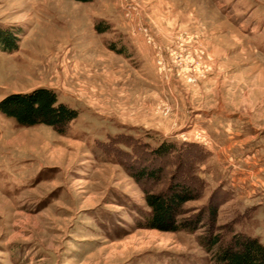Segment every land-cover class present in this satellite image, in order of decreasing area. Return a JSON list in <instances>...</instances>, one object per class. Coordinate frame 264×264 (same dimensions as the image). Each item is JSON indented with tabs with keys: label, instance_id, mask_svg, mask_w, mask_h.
Here are the masks:
<instances>
[{
	"label": "rangeland",
	"instance_id": "374dc122",
	"mask_svg": "<svg viewBox=\"0 0 264 264\" xmlns=\"http://www.w3.org/2000/svg\"><path fill=\"white\" fill-rule=\"evenodd\" d=\"M1 28L0 99L43 87L77 116L0 114V264H210L209 206L264 245V0H0ZM164 141L198 178L193 228L142 226L179 152L158 182L127 166Z\"/></svg>",
	"mask_w": 264,
	"mask_h": 264
},
{
	"label": "trees",
	"instance_id": "16d2710c",
	"mask_svg": "<svg viewBox=\"0 0 264 264\" xmlns=\"http://www.w3.org/2000/svg\"><path fill=\"white\" fill-rule=\"evenodd\" d=\"M84 1V0H82ZM16 47V33L8 28L0 29V50ZM119 51V50H118ZM0 114L12 118L20 126L45 124L59 132L77 116L76 110L59 102L56 94L47 88L39 87L30 92L8 93L0 99ZM183 144L164 141L150 150L141 151L135 160L128 163L131 175L139 182H158L164 173V163L172 151H178L176 170L170 173L166 183L157 190L144 189V202L148 210L143 213L142 226L159 231H178L193 228L201 218L183 217V205L199 197L196 183L198 178L186 172L181 149ZM181 147V148H180ZM154 163L155 167L148 162ZM187 166V165H186ZM210 217L209 229L203 236V245L210 252V264H264V245L255 236L233 232L226 240L214 232L216 209L205 207Z\"/></svg>",
	"mask_w": 264,
	"mask_h": 264
},
{
	"label": "crops",
	"instance_id": "0c3cea01",
	"mask_svg": "<svg viewBox=\"0 0 264 264\" xmlns=\"http://www.w3.org/2000/svg\"><path fill=\"white\" fill-rule=\"evenodd\" d=\"M178 14H181V13H180V12H176V13H175L176 16H177ZM160 19H161V20H162V19H163V20H166L165 18L158 17V20H160ZM161 20H160V21H161ZM261 243H262V242H261ZM262 244H263V243H262Z\"/></svg>",
	"mask_w": 264,
	"mask_h": 264
}]
</instances>
